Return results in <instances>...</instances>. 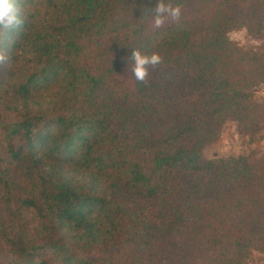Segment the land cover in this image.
I'll use <instances>...</instances> for the list:
<instances>
[{
    "label": "trees",
    "instance_id": "16d2710c",
    "mask_svg": "<svg viewBox=\"0 0 264 264\" xmlns=\"http://www.w3.org/2000/svg\"><path fill=\"white\" fill-rule=\"evenodd\" d=\"M13 0L0 27V264H243L264 255V0ZM157 53L136 80L132 50ZM5 262V263H4Z\"/></svg>",
    "mask_w": 264,
    "mask_h": 264
},
{
    "label": "rangeland",
    "instance_id": "374dc122",
    "mask_svg": "<svg viewBox=\"0 0 264 264\" xmlns=\"http://www.w3.org/2000/svg\"><path fill=\"white\" fill-rule=\"evenodd\" d=\"M229 38L244 48H251L264 43V39L252 36L243 27L231 31ZM259 95L264 96V86L261 87ZM260 135H264V129ZM251 152L264 153V139L250 143L249 138L240 133L236 123L228 121L223 127L220 139L206 147L203 155L208 159H217L247 155ZM243 264H264V255L254 251Z\"/></svg>",
    "mask_w": 264,
    "mask_h": 264
},
{
    "label": "clouds",
    "instance_id": "9594fccd",
    "mask_svg": "<svg viewBox=\"0 0 264 264\" xmlns=\"http://www.w3.org/2000/svg\"><path fill=\"white\" fill-rule=\"evenodd\" d=\"M13 9V0H0V27L12 28L21 23L19 16L14 13ZM180 15L181 9L179 6L172 7L158 0L155 5V26L159 27L165 18L176 19ZM131 57L134 61L132 72L138 81H143L147 77L149 65L155 66L161 62V57L157 53L144 55L137 49L132 50Z\"/></svg>",
    "mask_w": 264,
    "mask_h": 264
}]
</instances>
